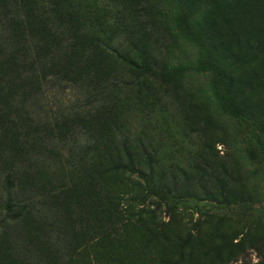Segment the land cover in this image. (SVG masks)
Instances as JSON below:
<instances>
[{
  "label": "trees",
  "instance_id": "1",
  "mask_svg": "<svg viewBox=\"0 0 264 264\" xmlns=\"http://www.w3.org/2000/svg\"><path fill=\"white\" fill-rule=\"evenodd\" d=\"M13 2L16 9L0 0V65L10 61V67H0V264H41V252L46 258L48 247L64 264H73L88 247L95 249L104 238L118 236L123 228L136 230L138 224L147 227L149 242L183 243L175 257L161 258L157 264H190L194 253H187L184 244H202V238H182L169 229L184 195L178 194L174 181L166 185L155 180L160 168L157 151L145 148L135 136L139 134L124 130L116 119V114L131 112L138 97L149 95L157 78L172 84L167 74L152 69L146 1L125 0L117 5L104 0L101 11L121 13L109 16L105 23L92 18L81 22L64 13L58 17L49 6L37 20L42 33L28 29L32 15L20 0ZM79 10L69 5L65 11ZM217 21L225 27L228 23L224 16L209 22L213 38L221 41ZM11 23L21 30L11 28ZM232 43L238 41L230 39L227 50ZM96 64L105 70L102 83L89 70ZM57 83L75 88L76 107L59 115L41 114V97L47 86ZM225 106L236 121L247 123L240 104L228 99ZM94 120L109 123L117 145H106L107 130L90 129ZM255 134L252 131L250 139L260 144ZM141 157L146 170L140 167ZM160 174L162 179L166 176L162 170ZM134 176L142 181L148 197L164 205L168 222L157 221L154 210H133L132 203L139 197L121 199L117 194L115 185L125 187ZM120 200L127 203L125 213L116 204ZM106 202L113 203L109 214L116 217L108 227L98 221ZM133 236L134 232L126 231L118 242L125 252L137 254L139 237ZM55 252H51L54 260Z\"/></svg>",
  "mask_w": 264,
  "mask_h": 264
},
{
  "label": "rangeland",
  "instance_id": "2",
  "mask_svg": "<svg viewBox=\"0 0 264 264\" xmlns=\"http://www.w3.org/2000/svg\"><path fill=\"white\" fill-rule=\"evenodd\" d=\"M3 1L16 9L13 0ZM20 1L32 15L28 29L40 33L43 30L37 20L49 6L55 16L69 14L81 22L92 18L105 23L109 16L121 14L101 11L104 0ZM111 1L117 5L125 2ZM145 1L147 49L154 54L152 69L167 74L173 85L157 78L158 84L149 88V95L138 97L131 112L116 114V119L124 130L139 134L135 136L145 148L157 151L160 168L155 180L166 185L174 181L178 194L184 195L169 229L182 238H202V244H184L187 253H194L190 264H264V0ZM69 5L81 10L65 11ZM220 16L226 18L228 27L217 21L222 36L218 41L208 25ZM10 25L21 30L18 24ZM230 39L238 44L232 43L227 50ZM7 64L10 67L8 60L0 67ZM89 70L93 79L100 77L102 83L105 70L101 71L98 64ZM47 87L41 97V114L52 111L59 115L76 107L75 88L64 83ZM228 99L242 106L246 124L229 114L225 106ZM94 121L88 125L90 129L107 130L106 145H117L118 137L108 129L109 123ZM250 131L258 135L260 144L251 141ZM140 143L135 141L136 146ZM140 159V167L146 170L147 164ZM161 170L166 175L163 179ZM115 188L121 199L139 197L132 203L133 210H154L157 221L168 222L164 205L144 193L142 181L136 176L125 187ZM104 204L106 212L102 209L98 221L112 226L116 222V217L109 214L113 203ZM116 204L125 213L127 203L120 200ZM138 225L136 230L123 228L118 236L104 238L95 249L88 247L73 264H109L110 260H118L116 264H157V260L179 253L183 243L149 242L150 237L144 233L147 227ZM126 231L139 237L135 241L139 253L122 250L118 239ZM48 248L46 258L41 252V264H64ZM51 252L57 256L55 260ZM48 256L51 258L47 261Z\"/></svg>",
  "mask_w": 264,
  "mask_h": 264
}]
</instances>
